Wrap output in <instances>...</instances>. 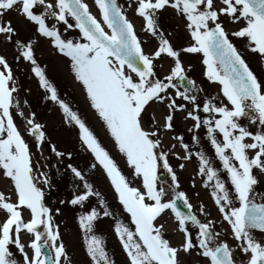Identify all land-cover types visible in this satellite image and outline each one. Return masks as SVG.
Returning <instances> with one entry per match:
<instances>
[{
    "label": "snow or ice",
    "instance_id": "1",
    "mask_svg": "<svg viewBox=\"0 0 264 264\" xmlns=\"http://www.w3.org/2000/svg\"><path fill=\"white\" fill-rule=\"evenodd\" d=\"M186 56L199 59L202 83ZM52 70L79 85L86 112ZM25 80L51 120L38 119ZM45 147L68 161L67 196ZM192 165L191 187L200 177L211 209L182 190ZM74 209L78 262L57 220ZM106 219L117 250L98 232ZM0 264H264V0H0Z\"/></svg>",
    "mask_w": 264,
    "mask_h": 264
},
{
    "label": "rangeland",
    "instance_id": "2",
    "mask_svg": "<svg viewBox=\"0 0 264 264\" xmlns=\"http://www.w3.org/2000/svg\"><path fill=\"white\" fill-rule=\"evenodd\" d=\"M121 2H124V0H121ZM89 3H91V0H89ZM95 11V9H93ZM134 22L137 26V31L140 32V24L141 21L139 19H134ZM170 30V29H169ZM141 38L142 39H148L146 35L141 33ZM155 42L150 41L148 45L145 46V50L147 51H152V49L155 47ZM47 59V58H45ZM185 64L191 63V66L193 67V71L189 73L190 78L196 79L198 83L203 82V68L202 65L200 64L199 59H191L189 57L184 58ZM167 65L168 62H165V71L167 70ZM255 70L260 71L261 70V65L258 64L256 61H252L251 65ZM163 74V73H162ZM52 78L59 84L60 90L62 95H64L65 98L69 99L72 101L73 105L78 107L82 112L87 111V105L84 100L83 93L79 87L78 84H74L71 80L70 77H67L65 73L58 72L56 70L51 71ZM25 84L27 86H30L33 89V93L31 96L27 97L29 102L33 106V110L37 111V116L38 119L44 121V120H51L53 118V111H52V106L50 104H45L42 100L37 103V98L41 95L40 92H37L36 90V85L34 82H30L25 80ZM206 86V85H205ZM90 116V123L94 129L97 130V132L100 135V138L102 141L105 143V146L109 149L110 152L113 153L114 156L117 157L119 160L120 157L118 156L113 144L107 140V138L104 136V133L102 131V125L97 122L94 118H91ZM191 122L189 121L188 124ZM188 124H182L181 130L186 129ZM52 139L53 143H56L58 148L60 150H72L74 153V162L83 164L85 155L82 154L79 151V145L75 143L74 140H69L66 136H63L59 131H54L52 133ZM205 148L210 150V146L205 145ZM35 151V150H34ZM44 157H51L49 160L46 161L48 165V171L53 177V183L56 185L57 191L63 195L67 196L68 193H70L74 189V182L73 178L71 177L70 173L66 171L65 166L68 163V161H64V163L58 164L56 161V158L54 156H51L50 151L48 150L47 147L44 149ZM36 159H39L41 164L45 163V160L43 157L39 156H34V161ZM173 164L175 165V160L173 158L172 160ZM122 168H124V171L126 174L130 173L128 172L127 168L124 167L123 161L120 160ZM195 166L192 165L189 167L187 172L180 173L181 177V183H182V190L186 191L187 194L190 197L191 202L196 205L200 202L206 203L208 207L211 209L212 204L208 196V191L203 189L202 184H201V178L196 177V188L193 189L191 187L192 183V176H195V171H194ZM163 172V171H162ZM97 190L100 191L105 198L108 200L110 205L113 206L114 211L116 212L117 215L120 214L119 208L116 206V203L113 199V192L112 190L108 187L106 182H100L97 185ZM196 192H200V196L197 197L195 195ZM55 199V197H53ZM80 210L74 209L71 213H65L62 216L58 217L57 220L61 225V231L62 233L65 234L66 237V242L69 247L70 254L73 256V259L75 261H79L83 258L82 252L79 248V239L77 237V223H76V217L78 215V212ZM214 211V210H213ZM215 214V213H214ZM111 223L109 220H105L100 223L98 232L103 235V238L106 240L107 245L110 250H117L115 247V239L112 235V233L108 230V225ZM175 239V238H174Z\"/></svg>",
    "mask_w": 264,
    "mask_h": 264
},
{
    "label": "water",
    "instance_id": "3",
    "mask_svg": "<svg viewBox=\"0 0 264 264\" xmlns=\"http://www.w3.org/2000/svg\"><path fill=\"white\" fill-rule=\"evenodd\" d=\"M163 178H166L167 177V175L166 176H162Z\"/></svg>",
    "mask_w": 264,
    "mask_h": 264
}]
</instances>
